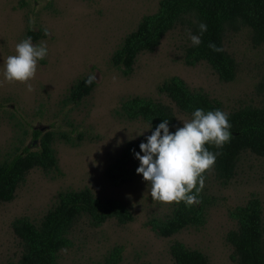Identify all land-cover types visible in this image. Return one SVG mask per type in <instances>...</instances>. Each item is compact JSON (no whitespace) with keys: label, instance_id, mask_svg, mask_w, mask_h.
<instances>
[{"label":"rangeland","instance_id":"374dc122","mask_svg":"<svg viewBox=\"0 0 264 264\" xmlns=\"http://www.w3.org/2000/svg\"><path fill=\"white\" fill-rule=\"evenodd\" d=\"M159 0H0V161L23 147H38L33 130L66 132L74 144L55 139L57 169H30L10 201L0 202V264L15 261L22 246L12 230L16 217L37 223L55 202L59 191L88 187L100 198L121 200L133 219L119 223L109 218L92 226L85 216L70 231L72 245L59 252L57 264H97L113 246H121L119 264H175L169 245L174 240L202 251L209 264H237L225 234L235 228L230 209L253 193L262 203L264 225V157L243 152L235 176L222 184L209 171L204 180L210 197L205 223L189 226L163 237L151 228V218L168 214L174 202L152 200L147 182L139 174L114 186L105 167L125 141L146 135L150 129L140 119H127L120 102L131 96L150 97L171 107L176 120L190 117L181 112L157 86L172 75L181 77L192 90H201L221 102L225 111L264 101V42L253 45L250 31H227L224 49L236 62L235 76L223 81L204 61L193 66L183 61L190 31L176 25L152 51L139 53L129 76L110 63V56L140 18L156 10ZM39 31L32 39L47 46L34 77L26 82L6 81L4 58L15 54V45L26 30ZM43 33V35H42ZM84 75L95 85L76 102L68 99L72 83Z\"/></svg>","mask_w":264,"mask_h":264},{"label":"trees","instance_id":"16d2710c","mask_svg":"<svg viewBox=\"0 0 264 264\" xmlns=\"http://www.w3.org/2000/svg\"><path fill=\"white\" fill-rule=\"evenodd\" d=\"M201 22L207 25V30L202 34L198 28ZM178 24L185 25L190 34L200 38L197 46L191 40L185 45L184 63L193 66L204 61L219 79L231 81L235 76L236 62L223 47L225 33L246 27L253 45L263 43L264 0H159L156 10L143 15L134 29L123 37L111 53L110 63L123 76H129L139 53L152 51L164 34ZM39 35V31L26 30V36L32 39ZM210 44L215 47H209ZM89 76H81L72 83L67 96L70 101L76 102L89 94L95 85L94 80L85 83ZM157 91L190 118L196 108L205 111L220 109L228 114L231 125L228 142L220 148L205 145L209 151L218 154L212 167L204 172V180L211 171L220 183L227 184L235 176L239 157L245 151L264 157V101L260 105L245 104L225 111L219 100L201 90L190 89L177 75L162 81ZM119 112L127 119H140L147 125L150 123L152 128L163 119L168 120L170 131L181 126L170 106L150 97L135 95L125 98L120 102ZM151 130L146 135L125 141L105 167L104 173L109 183L120 186L139 175L135 172L139 161L134 158L133 150L139 152V143ZM32 137L38 140L36 149L25 146L20 152L0 161V202L10 201L14 197L16 188L30 169L40 168L48 172L58 168L53 147L55 139L75 143L63 131L36 129L32 131ZM198 200L191 206H186L182 201L174 202L164 217L149 220L151 228L156 234L169 237L185 227L203 225L210 204L204 183ZM262 213L261 200L253 193L243 204L236 205L228 212L235 221V228L226 232L225 239L233 249V259L237 264H264ZM83 216L92 226H100L109 218H115L119 223L133 219L131 210L121 200L100 198L88 187L59 191L55 202L37 223L26 216L16 217L12 221V230L21 242L22 251L17 260H9L5 264H57L59 252L72 245L69 236L72 227ZM121 252V246H113L97 264H119ZM169 253L175 264H209L208 257L202 251L189 248L179 240L169 245Z\"/></svg>","mask_w":264,"mask_h":264},{"label":"clouds","instance_id":"9594fccd","mask_svg":"<svg viewBox=\"0 0 264 264\" xmlns=\"http://www.w3.org/2000/svg\"><path fill=\"white\" fill-rule=\"evenodd\" d=\"M202 34L207 25H198ZM194 46L200 44L198 35L190 34ZM209 47H215L210 44ZM47 55V46L41 42L33 44L26 36L15 45V54L4 58L2 75L6 81L26 82L37 71V63ZM94 76H89V84ZM231 125L228 114L220 109L205 111L196 108L191 118L182 122L174 131L169 130L167 119L161 120L155 128L149 123L141 130L152 129L138 145L139 152L133 150V156L139 161L135 172L147 182L148 193L152 200L164 203L184 202L186 206L198 203V193L203 187L204 172L211 168L216 155L205 147L212 144L223 146L230 138ZM142 153V154H141Z\"/></svg>","mask_w":264,"mask_h":264}]
</instances>
